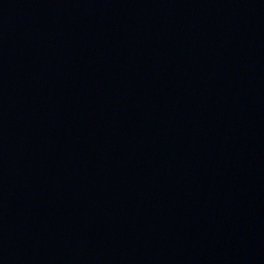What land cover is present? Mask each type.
<instances>
[{
	"label": "water",
	"instance_id": "95a60500",
	"mask_svg": "<svg viewBox=\"0 0 264 264\" xmlns=\"http://www.w3.org/2000/svg\"><path fill=\"white\" fill-rule=\"evenodd\" d=\"M0 264H264V0H0Z\"/></svg>",
	"mask_w": 264,
	"mask_h": 264
}]
</instances>
